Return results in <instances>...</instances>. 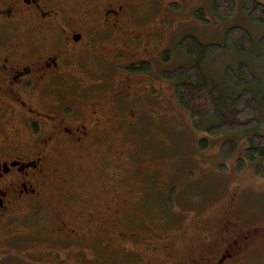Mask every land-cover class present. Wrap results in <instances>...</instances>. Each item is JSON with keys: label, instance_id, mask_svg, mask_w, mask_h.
<instances>
[{"label": "rangeland", "instance_id": "rangeland-1", "mask_svg": "<svg viewBox=\"0 0 264 264\" xmlns=\"http://www.w3.org/2000/svg\"><path fill=\"white\" fill-rule=\"evenodd\" d=\"M236 2L232 17L206 23L194 13L209 0H45L41 16L0 0L25 23L9 24L0 39H23L25 64L56 57L59 69L39 91L42 107L27 95L46 114L39 133L0 124V139L12 138L37 163L35 195L13 200L0 219V264H216L224 250L232 258L223 264H264V174L257 161L236 167L252 132L226 134L237 148L221 169L225 135L193 120L158 73L187 61L177 45L185 33L222 40L227 27L243 24L259 37L264 25ZM51 11L56 19L46 17ZM77 32L82 40L67 38ZM168 48L173 55L164 62ZM261 51L244 57L264 83ZM127 53L150 57L153 70H126ZM233 53L210 56L218 78ZM52 113L61 128L48 125Z\"/></svg>", "mask_w": 264, "mask_h": 264}, {"label": "trees", "instance_id": "trees-1", "mask_svg": "<svg viewBox=\"0 0 264 264\" xmlns=\"http://www.w3.org/2000/svg\"><path fill=\"white\" fill-rule=\"evenodd\" d=\"M236 5V0H209L208 8L200 6L194 14L201 21L210 23L212 18L232 17ZM243 8L251 21L264 25V2L243 0ZM263 32L256 38L247 26L233 24L225 29L222 40H204L196 33H185L177 45L188 56L187 61L158 70L162 79L171 82L176 99L193 120L201 119L204 125L201 126L210 134L225 135L219 151L221 169L227 167L226 160L237 148L236 139L226 134L250 130L248 144L243 155L237 157L236 167L242 170L247 160L257 161L256 171L264 174V132L259 131L260 117L264 118V83L244 57L255 55L258 49L263 55ZM222 49L233 50L235 58L224 66L221 79L210 70L209 58ZM172 51V48L163 51L164 62L171 60ZM153 67L151 59H140L127 62L124 68L143 72L152 71ZM33 130L41 131L37 125ZM200 145L202 149L206 148L208 137H202Z\"/></svg>", "mask_w": 264, "mask_h": 264}, {"label": "flooded vegetation", "instance_id": "flooded-vegetation-1", "mask_svg": "<svg viewBox=\"0 0 264 264\" xmlns=\"http://www.w3.org/2000/svg\"><path fill=\"white\" fill-rule=\"evenodd\" d=\"M13 1L17 2L16 5L21 6L22 13L25 7L27 9L31 7L36 11L37 16L42 15L41 13H37V11L41 8V3L45 2V0H43V2H41L42 0H12V2ZM0 9V31H2V34H10L9 24L16 27H19V24H23L24 17L22 15H14V12H16L14 4H8L4 7H0ZM55 15L56 13L51 11L46 17L56 19ZM22 26L20 28H22ZM1 27L3 28L2 30ZM68 37H73L76 41L82 40L83 38L81 32L73 33L72 35L69 34L67 38ZM1 39L0 124L2 126H9L16 131L20 130V126L23 125L30 127L32 130L34 126L37 125L41 130L40 125L45 126L43 117L46 114L41 112V108L34 106L33 102L30 104L27 95L34 94L38 106L42 107L40 103L41 99H39V91L50 87L51 82H47V80L59 74V69H54L57 66V58L54 57L52 61H45L43 65L37 64V62L34 65L25 64L24 60L28 54L23 46V39L16 41V43L12 42L11 44L8 42L11 40L10 36H1ZM64 43H66L65 40ZM118 55L124 56L123 51H119ZM127 55L126 60L120 63L123 68L129 61L150 59V57H139L134 59V57L131 56L132 54L127 53ZM65 111L69 112L70 109L67 107ZM13 114L15 120L12 122L10 118L13 117ZM51 116L53 119L48 121V125L61 128L62 124L55 120L56 114L52 113ZM67 130L69 131L68 135L71 134V130ZM5 142H7V144ZM15 144L12 138L0 139V219L5 217L12 210V206L15 204L13 200L19 203L35 195L33 174L37 168V163L33 158L27 157L24 153L27 149L18 148ZM12 146L14 149L11 148ZM15 207H17V205ZM224 251L218 254L216 264H223L228 259L232 258V253Z\"/></svg>", "mask_w": 264, "mask_h": 264}, {"label": "bare ground", "instance_id": "bare-ground-1", "mask_svg": "<svg viewBox=\"0 0 264 264\" xmlns=\"http://www.w3.org/2000/svg\"><path fill=\"white\" fill-rule=\"evenodd\" d=\"M210 21V20H209Z\"/></svg>", "mask_w": 264, "mask_h": 264}]
</instances>
